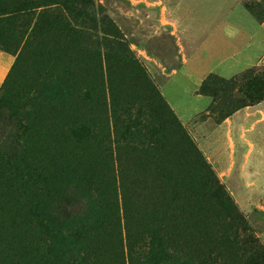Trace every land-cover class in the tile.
Instances as JSON below:
<instances>
[{"label": "rangeland", "instance_id": "1", "mask_svg": "<svg viewBox=\"0 0 264 264\" xmlns=\"http://www.w3.org/2000/svg\"><path fill=\"white\" fill-rule=\"evenodd\" d=\"M263 13L261 0H0V264H176L151 245L158 228L188 232L189 185L231 211L226 264H264V157L229 121L243 94L264 95L248 81L264 63L205 78L236 81L229 93L188 96L172 78L225 23ZM165 91L199 112L175 113Z\"/></svg>", "mask_w": 264, "mask_h": 264}, {"label": "crops", "instance_id": "2", "mask_svg": "<svg viewBox=\"0 0 264 264\" xmlns=\"http://www.w3.org/2000/svg\"><path fill=\"white\" fill-rule=\"evenodd\" d=\"M241 22L247 32L241 31V25H233L225 23L218 31L209 37L205 44L206 57H195L191 60H184L180 70L175 72L172 78L178 74L185 77L187 83L192 88L189 94H194L209 75H217L221 78L228 79L249 67H258L264 63V22L255 23L252 18L244 16ZM228 30H232L229 35ZM229 37V38H228ZM243 52H248L242 55ZM230 54V55H229ZM237 54L236 57H233ZM228 60L227 63L223 61ZM241 62L240 67L233 68V64L237 61ZM8 63L4 56L0 55V85L7 73ZM185 94V95H186ZM164 96L168 104L175 113L180 115H195L196 109L189 103H181L174 101L169 91L164 92ZM199 107L205 108L204 99L197 96ZM197 100V101H198ZM196 101V102H197ZM242 120L246 122L245 128V144L247 145V155L252 162L264 157V101L254 105L240 109L233 113L229 121L235 125L240 124Z\"/></svg>", "mask_w": 264, "mask_h": 264}, {"label": "trees", "instance_id": "3", "mask_svg": "<svg viewBox=\"0 0 264 264\" xmlns=\"http://www.w3.org/2000/svg\"><path fill=\"white\" fill-rule=\"evenodd\" d=\"M261 2L264 4V0H261ZM247 9L249 11L253 10L251 6H247ZM252 13L255 14L253 11ZM255 16L257 18L260 17V15L256 14ZM262 20V22H264V19ZM260 79L264 80V67L260 70L259 74L257 73L253 78H249L248 81L250 83H255ZM219 83L221 85L220 87ZM202 85L203 88L201 91L203 92L205 91L206 86H209L215 92L229 93L237 90L236 81L229 80L223 82L215 77H209L203 81ZM243 96L248 99L249 102L246 105H242L240 108L234 109L233 113L243 107L254 106L264 101V95L257 97L253 96L250 98L249 94L245 93ZM189 188L190 185L187 189V193L184 194V198H187L188 207L186 206L183 209L184 212L187 213L186 220L188 223V232L179 229V234H177L171 232L168 228L166 231L161 228H158L157 230L154 228L151 233L155 230L158 236L155 238L156 242L151 245V252L163 250V247L168 244L171 245L170 247L173 249L175 248L176 257L174 263L176 264H185V262L186 264H213L214 260L220 261L223 264H226V262L230 263L231 259L236 256V254H233L232 252L237 251L235 237H231V229H229L228 220L225 217L227 213L231 214V211L223 210L222 213H219L215 208H208L207 204L206 206L201 205L203 198L204 200H207V203L209 204V201H212L216 196L208 193L209 198H207V194H193L190 192ZM194 202L197 204H194ZM183 233L186 235L181 242L182 247H179L178 244L173 245V247L171 239H178L180 238V235H184ZM197 234L201 235L200 239L196 238V236H198ZM186 237H189L190 239L187 240ZM200 253L202 255H200ZM152 254L150 255V258H153ZM180 257L186 258L187 261L182 262ZM196 258H200L202 261H198Z\"/></svg>", "mask_w": 264, "mask_h": 264}]
</instances>
